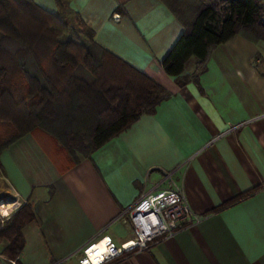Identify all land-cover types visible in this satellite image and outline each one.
<instances>
[{
	"label": "crops",
	"instance_id": "1",
	"mask_svg": "<svg viewBox=\"0 0 264 264\" xmlns=\"http://www.w3.org/2000/svg\"><path fill=\"white\" fill-rule=\"evenodd\" d=\"M33 1L58 13L55 0ZM61 1L98 45L169 97L76 164L41 131L1 153L0 228L25 205L33 214L16 264H78L70 257L96 238L122 247L132 229L121 215L174 170L203 220L107 264H264V43L233 36L201 72L191 58L184 75L197 80L180 87L161 62L185 29L161 0ZM7 245L0 240V256Z\"/></svg>",
	"mask_w": 264,
	"mask_h": 264
},
{
	"label": "trees",
	"instance_id": "2",
	"mask_svg": "<svg viewBox=\"0 0 264 264\" xmlns=\"http://www.w3.org/2000/svg\"><path fill=\"white\" fill-rule=\"evenodd\" d=\"M161 1L185 29L161 62L180 87L197 80L184 75L191 58L201 72L211 50L235 35L264 43L260 0ZM55 2L56 14L33 0H0V155L23 136L41 131L76 164L140 117L153 115L169 94L98 45L93 32L73 18L78 31L67 20L64 3ZM32 217L25 205L0 228L7 259L19 256L21 229Z\"/></svg>",
	"mask_w": 264,
	"mask_h": 264
},
{
	"label": "built area",
	"instance_id": "3",
	"mask_svg": "<svg viewBox=\"0 0 264 264\" xmlns=\"http://www.w3.org/2000/svg\"><path fill=\"white\" fill-rule=\"evenodd\" d=\"M260 1L264 7V0ZM176 171H163L162 179L121 215L127 218L131 226L132 238L122 247L115 246L107 239L97 264L111 263L124 254L144 251L153 241L171 237L175 232L191 228L203 220V216L192 212L182 189L174 182ZM165 184L169 186L165 187ZM105 240L106 238L94 239L70 258H77L78 264H94L87 252L90 247ZM16 260L11 261L0 256V264H16Z\"/></svg>",
	"mask_w": 264,
	"mask_h": 264
},
{
	"label": "bare ground",
	"instance_id": "4",
	"mask_svg": "<svg viewBox=\"0 0 264 264\" xmlns=\"http://www.w3.org/2000/svg\"><path fill=\"white\" fill-rule=\"evenodd\" d=\"M107 241H102L100 244H96L93 247H90L88 250V255L92 263L97 264L100 260L101 254L104 252V245Z\"/></svg>",
	"mask_w": 264,
	"mask_h": 264
},
{
	"label": "rangeland",
	"instance_id": "5",
	"mask_svg": "<svg viewBox=\"0 0 264 264\" xmlns=\"http://www.w3.org/2000/svg\"><path fill=\"white\" fill-rule=\"evenodd\" d=\"M67 20H69L70 24L73 25V26H75V28H77L78 31L81 30L80 27H78V26L75 24V22H74V20H73V17H69V18H67ZM80 32H81V31H80ZM260 68L263 69V66L261 65Z\"/></svg>",
	"mask_w": 264,
	"mask_h": 264
}]
</instances>
